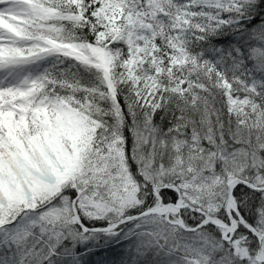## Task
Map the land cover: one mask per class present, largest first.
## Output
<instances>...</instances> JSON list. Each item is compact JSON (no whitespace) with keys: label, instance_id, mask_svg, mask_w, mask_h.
Masks as SVG:
<instances>
[{"label":"snow or ice","instance_id":"snow-or-ice-1","mask_svg":"<svg viewBox=\"0 0 264 264\" xmlns=\"http://www.w3.org/2000/svg\"><path fill=\"white\" fill-rule=\"evenodd\" d=\"M0 264H264V0H0Z\"/></svg>","mask_w":264,"mask_h":264}]
</instances>
